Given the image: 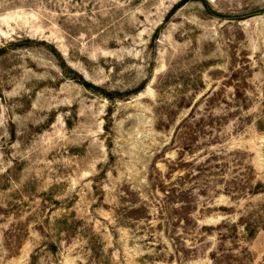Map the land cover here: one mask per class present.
<instances>
[{
  "label": "rangeland",
  "instance_id": "rangeland-1",
  "mask_svg": "<svg viewBox=\"0 0 264 264\" xmlns=\"http://www.w3.org/2000/svg\"><path fill=\"white\" fill-rule=\"evenodd\" d=\"M179 1L0 0V264H264V0Z\"/></svg>",
  "mask_w": 264,
  "mask_h": 264
},
{
  "label": "trees",
  "instance_id": "trees-1",
  "mask_svg": "<svg viewBox=\"0 0 264 264\" xmlns=\"http://www.w3.org/2000/svg\"><path fill=\"white\" fill-rule=\"evenodd\" d=\"M186 0H181L179 1L176 5H174V7L172 8V10L169 12L168 17H170L173 12L175 10H177L179 7H181L184 3H185ZM204 5L206 7V10L212 14V15H219L217 14V12L211 7V5L208 3V2H204ZM221 15V14H220ZM159 33V29H157L156 31V35ZM155 35V36H156ZM64 64V63H63ZM65 66V64H64ZM75 73V77H79V80L82 81V84L85 85V86H89V87H92L93 89H100L98 86L96 85H93L91 84L90 82H88L87 80H85L84 78H80V75L76 72ZM108 96L109 99H114V96L112 94H106ZM189 106V105H187ZM185 126V124H184ZM187 126H185L186 128ZM180 131L181 129L178 131H176V135L180 136ZM184 135L182 134L181 135V138H183ZM174 170V169H173ZM228 191H230V189H228ZM164 197L166 198V207L163 208V212H161L160 214L163 215V214H166L168 217V221L170 222L171 226L174 227L176 222L180 221L181 218H184V219H187V217H190L191 213L189 212V209L190 207L189 206H186V207H183V206H180V207H176L175 206V201L179 198L178 196V190L175 189V187H170L169 189H166L165 192H164ZM143 209L146 210V207L144 206ZM136 219H139L138 217H136ZM146 219L149 221L150 220V214L146 215ZM231 226H233L234 228L238 225H235V224H231ZM247 227V225L245 226ZM203 228L205 229H208L207 226H203ZM173 229V228H172ZM248 231H249V237L250 238H253L255 237L256 235V230H250L248 227H247Z\"/></svg>",
  "mask_w": 264,
  "mask_h": 264
}]
</instances>
